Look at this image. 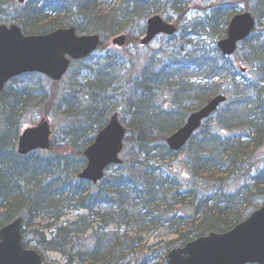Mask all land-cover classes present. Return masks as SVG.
Masks as SVG:
<instances>
[{"label":"trees","instance_id":"trees-1","mask_svg":"<svg viewBox=\"0 0 264 264\" xmlns=\"http://www.w3.org/2000/svg\"><path fill=\"white\" fill-rule=\"evenodd\" d=\"M44 1L29 0L12 22L28 34L74 25L82 33L109 37L130 34L135 23L159 13L163 1L180 13L178 25L187 14V0H118L114 6L101 0ZM242 4L254 13L264 36V0H219L203 22L207 47L203 39L175 38L172 50L162 51L159 66L146 68L135 81L138 94L130 101L134 109L126 124L124 163L111 167L97 185L78 174L87 162L84 149L112 111L111 78L87 82L80 93L93 99L91 106L68 102L65 145L54 142L49 151L27 156L15 146L28 107L27 89L16 96L5 90L0 103V228L19 216L28 226L46 222L51 235L33 231L44 264H50L51 252L61 254L64 264H166L170 249L211 231H227L259 208L264 203V40L251 42L252 37L242 44L252 66L249 76H255L241 81L233 60L216 46ZM220 80L230 81L232 90ZM159 90L172 91L178 110L155 101ZM227 93L228 102L215 120L209 119L182 151L167 146V137L189 113ZM78 115L88 120L77 121ZM71 210L80 212L78 217L62 223ZM158 231L168 239L149 246V237Z\"/></svg>","mask_w":264,"mask_h":264},{"label":"water","instance_id":"water-1","mask_svg":"<svg viewBox=\"0 0 264 264\" xmlns=\"http://www.w3.org/2000/svg\"><path fill=\"white\" fill-rule=\"evenodd\" d=\"M21 3L25 0H20ZM256 20L252 13L236 14L230 21L227 37L218 46L224 55L237 50L240 41L254 29ZM174 24L155 15L147 21L143 44L151 43L158 35H173ZM98 35L77 36L75 28H61L45 35L25 36L20 27L0 25V94L6 83L23 73L40 72L54 80H61L71 60L82 59L99 45ZM114 43L126 45V36H118ZM226 97L219 95L203 108L192 113L186 124L172 134L167 143L175 151L181 150L202 121L214 113ZM126 137V128L114 114L109 124L98 134L95 142L84 152L88 163L80 173L82 179L99 182L111 165L122 164L120 157ZM51 147L50 123L43 120L35 127L27 128L20 137L19 153L28 154L35 149ZM23 219L0 229V264H42V257L35 250L22 245ZM264 264V205L254 211L245 221L225 233L211 232L172 249L167 264Z\"/></svg>","mask_w":264,"mask_h":264},{"label":"rangeland","instance_id":"rangeland-1","mask_svg":"<svg viewBox=\"0 0 264 264\" xmlns=\"http://www.w3.org/2000/svg\"><path fill=\"white\" fill-rule=\"evenodd\" d=\"M101 1L110 3V6H114V3L117 0ZM218 1L219 0H187V15L183 18L182 23H180L181 25H179L180 32L177 35L176 40L189 39L196 41L198 39H203V44L207 47L208 39L204 36L206 30L203 27V22L210 15L211 7ZM161 3L162 2H160V4ZM243 6L244 5L242 4V7ZM0 7V21L13 19V17L16 18L22 10V8L19 7L18 0H13L12 3L11 1L6 0L5 4L0 5ZM159 7V13L172 22H176L181 16L176 9L171 7V5L165 6L164 1L163 5ZM106 8L108 9L109 7ZM239 9L242 8L239 7ZM144 29L145 22L138 21L134 24L130 32L131 38L133 41H137V44H134L133 42L121 49L110 44V48L97 51L85 63L81 65L80 63L76 64L60 83H50L44 77L36 74L25 75L12 81L6 87V95L8 94V91L14 95L21 94L24 88L27 89L24 96H26L28 101V107L22 112L18 125L19 133L22 132L24 127L35 125L47 116L51 119L52 123V141L57 144L65 145L64 125L70 120V116H66L67 106H69L68 102L73 99V102L80 104V106H91V104L94 103L93 99L80 92L85 88L88 81H95L99 78L103 79L105 76L110 77L113 81L112 85L108 87L109 91L112 93L109 94L111 97V102L108 101L109 109H112V111L114 110L113 112L110 111L109 117L112 113L118 112L123 123L127 124L128 122H132L130 112L134 108H132L130 101L135 100L134 97L138 94V92L135 91V81L139 79L140 73L143 74L146 68L151 70L154 66L158 67V64H160L158 61L163 60L164 58L162 51L172 50V45L175 41L163 35L159 36L149 45H142L139 40L142 37ZM262 34L263 32L261 33V29H257L251 42L255 39L264 40L261 38L263 36ZM200 35H202V37H199ZM259 35L262 36L258 38ZM110 42V39H106V44H109ZM245 53L246 46L242 45L239 50L238 58L245 67H248V71L243 73L239 68H236L235 71L238 81L245 80L246 76L248 77L252 70V66L245 57ZM105 65H107V68H105L107 69L106 72L103 70ZM80 67L85 68L80 70ZM254 76L255 75L252 73L249 78L252 79ZM107 77L105 78L107 79ZM218 83H221L225 90H232L230 81L220 80ZM227 94L229 96L231 95L230 93ZM174 100V94L170 90H159L155 99L157 103L161 104L162 107L167 110L172 109V105L175 104L173 103ZM186 105H188V102H186ZM86 107H84L83 110H86ZM182 107L183 108L181 109H184L185 105ZM174 109L178 110L176 104L174 105ZM80 117L83 120H88V118L78 115L77 121H81ZM212 120L214 121L215 119ZM91 129L93 130V128ZM262 153H264V149L262 150ZM79 213L80 212L76 210H71L67 213V216L63 218L62 223L76 219ZM30 225L33 226L25 224V230H27V240L31 241H29V245L32 248L37 247V240L33 231L41 229L46 231L48 235H51L52 230L47 228L46 222L37 220ZM163 233V231L154 232L148 239V245H162V242L168 239ZM47 259L50 264H64L65 262V258L61 254L54 252L49 253Z\"/></svg>","mask_w":264,"mask_h":264},{"label":"flooded vegetation","instance_id":"flooded-vegetation-1","mask_svg":"<svg viewBox=\"0 0 264 264\" xmlns=\"http://www.w3.org/2000/svg\"><path fill=\"white\" fill-rule=\"evenodd\" d=\"M101 37H102V43L100 44L101 46L99 48H100V50H104V49H106V39L108 40V39H110V37H103V36H101ZM102 45H104V47Z\"/></svg>","mask_w":264,"mask_h":264}]
</instances>
